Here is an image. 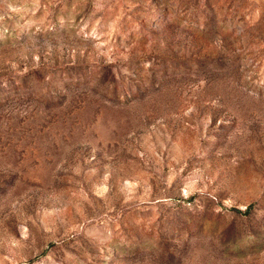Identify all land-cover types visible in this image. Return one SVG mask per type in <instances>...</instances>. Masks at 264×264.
Returning <instances> with one entry per match:
<instances>
[{"label": "rangeland", "instance_id": "1", "mask_svg": "<svg viewBox=\"0 0 264 264\" xmlns=\"http://www.w3.org/2000/svg\"><path fill=\"white\" fill-rule=\"evenodd\" d=\"M0 264H264V0H0Z\"/></svg>", "mask_w": 264, "mask_h": 264}]
</instances>
